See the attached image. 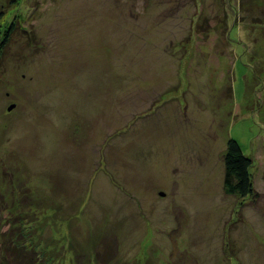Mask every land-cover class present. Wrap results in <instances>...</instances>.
Masks as SVG:
<instances>
[{"label": "rangeland", "instance_id": "374dc122", "mask_svg": "<svg viewBox=\"0 0 264 264\" xmlns=\"http://www.w3.org/2000/svg\"><path fill=\"white\" fill-rule=\"evenodd\" d=\"M22 219L43 264H264V0H0V240Z\"/></svg>", "mask_w": 264, "mask_h": 264}, {"label": "trees", "instance_id": "16d2710c", "mask_svg": "<svg viewBox=\"0 0 264 264\" xmlns=\"http://www.w3.org/2000/svg\"><path fill=\"white\" fill-rule=\"evenodd\" d=\"M224 160V177H223V189L227 194H234L241 198H250L256 201L259 197V192L255 189L252 178V159L245 155L240 144L234 138H228L226 142V149L223 156ZM11 171L8 175H12ZM11 179H13L11 177ZM13 187L15 183H12ZM26 197L24 198V200ZM19 204L22 202L18 201ZM27 203V199L24 204ZM14 204V203H13ZM26 204V205H27ZM23 205V204H22ZM12 211V210H11ZM10 212V211H9ZM14 214V212H12ZM23 221V222H22ZM19 222V229L21 230V236L6 238L7 231L1 233L2 239L0 243L3 244L5 256L1 258L0 264H43L46 261L43 260L40 251L36 248L38 244H34L27 235H32L31 225L24 223L26 219H22ZM14 232V231H13ZM72 249H70L71 251ZM70 253V252H69ZM91 252H87L90 255ZM96 257H99L97 251H95ZM86 255V253H85ZM41 256V257H39ZM43 263H42V262ZM66 261H72L66 253H62L61 262L65 264ZM104 261H108L105 259ZM83 261H81L82 263Z\"/></svg>", "mask_w": 264, "mask_h": 264}, {"label": "water", "instance_id": "95a60500", "mask_svg": "<svg viewBox=\"0 0 264 264\" xmlns=\"http://www.w3.org/2000/svg\"><path fill=\"white\" fill-rule=\"evenodd\" d=\"M12 107H13V105H9V106H8V109H11Z\"/></svg>", "mask_w": 264, "mask_h": 264}]
</instances>
